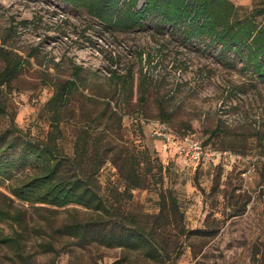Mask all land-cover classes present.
<instances>
[{
    "label": "rangeland",
    "instance_id": "obj_1",
    "mask_svg": "<svg viewBox=\"0 0 264 264\" xmlns=\"http://www.w3.org/2000/svg\"><path fill=\"white\" fill-rule=\"evenodd\" d=\"M231 1L241 18L264 24V0ZM7 55L20 70L2 87V148L13 147L0 151V206L10 204L25 222L0 221V264H264V76L244 57L155 16L132 31L110 30L60 0H0V73ZM75 67L81 81L59 108L56 147L72 157L79 138H97L92 148L101 165L79 166L105 199L146 224L166 249L162 262L139 251L83 247L60 228L96 217L94 211L32 207L10 192L35 173L36 160L23 145L47 142L55 131L48 102ZM114 71L134 75L130 96L119 90ZM159 123L174 136L156 134ZM184 135L216 155L186 163L178 153ZM126 153L146 161L148 171L142 187L129 192L118 168ZM64 169L75 173L72 165ZM163 194L168 208L176 199V219L169 209L156 218ZM25 227L19 242L6 240Z\"/></svg>",
    "mask_w": 264,
    "mask_h": 264
},
{
    "label": "trees",
    "instance_id": "obj_2",
    "mask_svg": "<svg viewBox=\"0 0 264 264\" xmlns=\"http://www.w3.org/2000/svg\"><path fill=\"white\" fill-rule=\"evenodd\" d=\"M73 8H83L110 30L132 31L144 27L147 20L155 16L163 23L182 27V33L206 37L211 43H218L224 52H235L246 59L253 72L264 76V24L256 21L254 16L241 18L231 0H60ZM20 63L6 57V67L0 73V115L5 113L3 89L13 77L19 74ZM80 67H75L73 78L55 85V93L48 104L53 109L51 132L47 142L39 143L25 141L23 148L35 160V173L21 178L12 187L11 194L19 201L32 207L41 205L55 209L68 206H79L94 211L96 217L90 220L71 222L60 228V233L78 239L81 246L98 244L109 248H122L127 251H139L151 260L162 262L166 257V249L159 246L153 233L147 231V226L136 215L125 214L115 204L105 199L94 183L89 180L86 169L80 167L79 160H88L92 168H98L95 158L96 150L88 137H81L75 142L74 156L63 157L56 147V132L59 131L56 116L60 106L65 105L70 94L78 90ZM113 78L117 86L128 96L133 92L134 75L114 71ZM127 99V97L125 98ZM129 99V98H128ZM110 105V103H107ZM121 108L120 104H117ZM117 115V112L112 110ZM3 137L0 136V151H7L13 145L2 148ZM98 143V142H97ZM99 144L94 145L98 147ZM143 155L146 152H142ZM99 154V153H97ZM146 162V161H142ZM141 160L135 155L126 153L121 157L118 168L126 181L125 191L142 187L148 171L142 166ZM72 165L75 173L68 175L64 169ZM161 171L163 168H160ZM97 169L94 170V173ZM5 196V195H4ZM161 210L157 219L161 220L166 209L170 217L178 216V205L175 198L168 204L163 194ZM13 202L14 198H9ZM172 212V213H171ZM172 214V215H171ZM13 219L21 226L24 224L20 213L12 214L8 208L0 206V221ZM158 228V226H152ZM27 227L16 231L15 236L6 240L19 242L17 239ZM58 232V231H57Z\"/></svg>",
    "mask_w": 264,
    "mask_h": 264
},
{
    "label": "built area",
    "instance_id": "obj_3",
    "mask_svg": "<svg viewBox=\"0 0 264 264\" xmlns=\"http://www.w3.org/2000/svg\"><path fill=\"white\" fill-rule=\"evenodd\" d=\"M156 134L168 138L174 136L172 130L165 123H159ZM181 141L182 145L178 147V153L186 163L199 164L216 155V152L209 150L200 140L191 135L182 136Z\"/></svg>",
    "mask_w": 264,
    "mask_h": 264
}]
</instances>
